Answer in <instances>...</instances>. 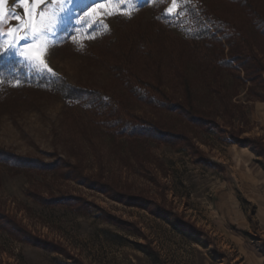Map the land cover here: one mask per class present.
Masks as SVG:
<instances>
[{
	"label": "rangeland",
	"instance_id": "1",
	"mask_svg": "<svg viewBox=\"0 0 264 264\" xmlns=\"http://www.w3.org/2000/svg\"><path fill=\"white\" fill-rule=\"evenodd\" d=\"M195 1L178 0L174 7L172 0H132L96 9L101 0H72L67 10L60 12L53 0H45L33 6V25L28 24L29 17L20 7L13 11L23 17L22 21L6 19L0 25L4 49L13 41L10 29L24 25L15 33L16 47L1 57L18 60L29 72L49 73L38 70L42 66L35 54L42 53L53 73L73 84L97 89L112 100L120 99L134 113L161 117L189 133L213 161L218 162V157L228 163L226 168L199 164L186 147L154 141L139 144L134 154L123 138L116 142L78 103L46 91H31L28 100L13 97L0 102V147L46 162L55 157L80 162L85 175L99 177L118 189L150 195L199 230L182 227L169 213L127 205L105 191L64 179L58 172H14L0 165V209L39 239L36 243L16 239L0 228V264H264V184L258 193H252L250 185L244 188L233 175L228 159L231 147L237 145L228 137L230 129L240 130V138L264 135V101L246 104L244 117L236 112L230 124L226 114H220V128L205 132L180 116L156 112L137 101L104 64L101 47L109 36H115L117 26L144 24L158 14L183 37L182 29L189 24L187 5ZM205 1L214 2L227 16L240 17L236 8L221 0ZM15 4L16 0H9L6 7ZM54 12V30L33 40L31 33L43 31ZM83 19L89 23L81 24ZM26 29L27 38L20 39ZM252 41L264 62V39L252 37ZM182 56L184 69L192 79L193 101L199 107L211 108L213 96L202 82L188 42ZM166 61L163 57L168 73L165 88L180 97L182 85ZM223 83L224 92L232 94L228 76ZM239 99H245V91L232 101L237 103ZM255 163L264 170V154L251 166ZM38 195L47 199L80 197L93 204V211L79 213L65 203L46 205ZM101 209L132 226L122 227L103 219Z\"/></svg>",
	"mask_w": 264,
	"mask_h": 264
},
{
	"label": "trees",
	"instance_id": "2",
	"mask_svg": "<svg viewBox=\"0 0 264 264\" xmlns=\"http://www.w3.org/2000/svg\"><path fill=\"white\" fill-rule=\"evenodd\" d=\"M221 1L236 8L240 17L223 14L214 2L196 0L187 5L189 24L182 29L183 37L177 35L173 25L169 21H163L158 14L144 24L136 22L117 26L114 29L115 36H109L101 47L105 57L104 64L137 101L156 112L180 116L186 123L205 132L220 128V114H226L228 124L236 116V112L244 117L243 108L246 104L264 101V62L252 41V37L264 39V0ZM185 42L189 44L202 82L213 96L211 108L199 107L193 101L192 79L186 73L182 61ZM163 57L167 60L169 71L182 85L180 97L170 94L165 88L168 73H165L163 67ZM225 75L229 77L232 86L230 95L223 90ZM242 90L245 91V99L233 103L232 98L240 95ZM31 91H46L65 101L78 103L111 133L116 142L123 138L134 154L139 144L145 146L147 142L154 141L171 147H186L196 163L223 167L211 160L189 133L169 125L161 117L134 113L122 100H112L97 89L73 84L58 73L29 72L18 60L0 56V102H8L13 97L28 100ZM228 133V137L239 146L249 147L256 155L264 154L261 137L240 138L241 131L235 132L233 129ZM0 165L14 172H58L64 179H74L90 188L105 191L111 198L127 205H139L157 213H169L182 227L199 231L192 223L183 220L178 213H172L150 195L132 193L127 188L118 189L99 177L85 175L80 162L71 163L61 157L46 162L0 147ZM150 179L157 181L155 176ZM38 197L46 205L65 203L73 206L79 213L93 211V204L80 197ZM101 212L103 219L122 227L129 228L133 224L115 219L104 209ZM0 228L16 239H27L33 243L39 240L1 209Z\"/></svg>",
	"mask_w": 264,
	"mask_h": 264
},
{
	"label": "snow or ice",
	"instance_id": "3",
	"mask_svg": "<svg viewBox=\"0 0 264 264\" xmlns=\"http://www.w3.org/2000/svg\"><path fill=\"white\" fill-rule=\"evenodd\" d=\"M9 0H0V25H3L6 19H11L14 21H22L23 17L13 11V8L20 7L24 9V15L29 17L28 24L31 26L34 24V19L32 16L33 13V6H39L45 3V0H16V4L11 7H6L8 5ZM54 3H56L59 6V11L63 12L66 11L67 8L71 5L72 0H53ZM178 0H172L173 6L177 4ZM132 3V0H101L100 3H98L95 8L96 9H107V6L109 4H115V5H122V4H129ZM172 9H169V12H171ZM178 14V13H177ZM57 18V14L53 13V20L49 22V25L43 30V31H37L31 33V38L35 40L38 36H44L46 33L52 32L55 27V19ZM81 24H87L89 21L87 19H83L80 21ZM95 23H101V21H96ZM103 27H107L106 25H102ZM20 27H24L23 24L20 25ZM20 27H12L10 29L9 34L13 35V41L9 44V47L7 49L3 48V45L0 44V55H7L8 52L12 51L16 47L17 38L15 36V33L20 30ZM4 35L3 32H0V36ZM27 38V29H26V35L23 37H20V39H26ZM35 58L39 60V63L42 67H39L38 70L40 71H47L49 73H53V69L48 66L47 62L43 58V54L37 52L35 54Z\"/></svg>",
	"mask_w": 264,
	"mask_h": 264
},
{
	"label": "crops",
	"instance_id": "4",
	"mask_svg": "<svg viewBox=\"0 0 264 264\" xmlns=\"http://www.w3.org/2000/svg\"><path fill=\"white\" fill-rule=\"evenodd\" d=\"M261 136L264 142V135ZM217 158L218 157H215V159L218 160V162H221L220 164L223 165L222 168H226L225 164L228 163L222 161L220 158ZM228 159L230 161H227L231 163L229 164L231 165V169L233 170V175L235 176V178H237L241 185L244 188L250 185L251 188H249L251 189L252 193H258L260 190V186L264 184V170L263 167H258L257 163H255L254 166H251V163L253 162V160H259V155H255V153L251 151L249 147H241L237 144L231 147V151L228 153Z\"/></svg>",
	"mask_w": 264,
	"mask_h": 264
}]
</instances>
